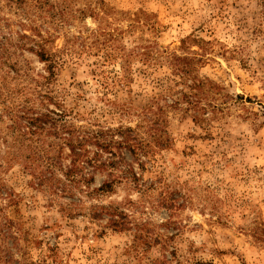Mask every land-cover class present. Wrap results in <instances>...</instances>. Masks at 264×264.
Returning a JSON list of instances; mask_svg holds the SVG:
<instances>
[{
  "label": "rangeland",
  "instance_id": "obj_1",
  "mask_svg": "<svg viewBox=\"0 0 264 264\" xmlns=\"http://www.w3.org/2000/svg\"><path fill=\"white\" fill-rule=\"evenodd\" d=\"M51 1L68 14L46 26L55 47L74 37L119 47L108 60L96 49L68 63L57 86L77 129L117 141L142 133L137 158L124 151L140 181L134 188L124 179L133 173L118 174L114 192L52 196L28 169L37 161L27 137L9 129L17 98L0 91V264H264V0ZM16 13L0 0V31L22 29ZM107 180L97 173L92 190ZM110 207L129 216L130 230L113 228Z\"/></svg>",
  "mask_w": 264,
  "mask_h": 264
},
{
  "label": "trees",
  "instance_id": "obj_2",
  "mask_svg": "<svg viewBox=\"0 0 264 264\" xmlns=\"http://www.w3.org/2000/svg\"><path fill=\"white\" fill-rule=\"evenodd\" d=\"M10 3L16 5V14L24 21L20 31H13L12 27L0 31V91L8 92L10 98H17H11L13 105L9 113L13 124L9 129L19 131L27 137V148L31 151L27 158L37 161L35 169L33 164L29 165L28 169L39 183L37 185L47 187L54 197L75 198L77 194L84 192L88 194L114 192V184L122 179L118 174L126 176L133 173V178L124 179L130 181L126 183L135 188L140 177L136 175L133 164L127 161L124 151L137 158L138 152L144 150L142 133L137 130L124 131L120 133L123 139L117 141L116 136L110 132L103 130L92 132L89 129L83 132L77 129L71 120L79 115L74 116V110H65L66 91L65 89L60 91L57 86L59 75L68 63L75 65L82 59L83 54L92 53L96 49L104 53V60H108L116 56L119 47H115L111 40L101 45L97 41L86 48L84 44L77 46L78 41L74 37L67 40L64 48L58 49L55 43L59 38L46 26L68 23L66 10H58L51 0L44 2L37 0V6L42 12V15H37L38 22H43L42 25H38L30 0H10ZM95 38L100 39L97 35ZM27 53L36 56L40 63L45 64L44 73H36L32 60L26 57ZM130 57L125 59L123 65L129 73L132 64ZM130 76L119 75L118 86H127L131 80ZM14 82L18 83L15 89L12 88ZM106 85L104 88L110 87ZM22 103L25 105H21ZM47 103H51L57 109H50ZM153 122L154 125L151 124L149 129L152 138L159 132V121ZM94 123L95 121H92V126L99 127ZM162 145L165 148L167 141ZM92 146L96 149L92 150ZM106 155L109 156L106 158ZM67 162L69 164H66ZM58 172L63 174V178L58 176ZM97 173L108 174L109 180L92 190ZM69 203L74 209L84 207L82 201ZM107 214L115 230H130L129 216L124 211L110 207ZM102 215L95 213V217ZM139 238L141 240L143 236L139 234Z\"/></svg>",
  "mask_w": 264,
  "mask_h": 264
}]
</instances>
